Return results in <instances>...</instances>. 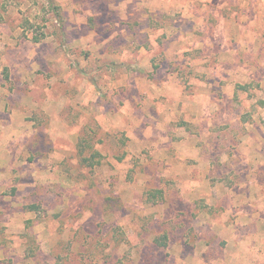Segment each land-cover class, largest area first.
I'll return each mask as SVG.
<instances>
[{
	"label": "rangeland",
	"instance_id": "1",
	"mask_svg": "<svg viewBox=\"0 0 264 264\" xmlns=\"http://www.w3.org/2000/svg\"><path fill=\"white\" fill-rule=\"evenodd\" d=\"M259 100L264 0H0V264H264Z\"/></svg>",
	"mask_w": 264,
	"mask_h": 264
},
{
	"label": "trees",
	"instance_id": "2",
	"mask_svg": "<svg viewBox=\"0 0 264 264\" xmlns=\"http://www.w3.org/2000/svg\"><path fill=\"white\" fill-rule=\"evenodd\" d=\"M258 105L260 106V108L264 109V100H259ZM83 136H90V135L87 134L86 131L82 132V135L79 138V141L77 143V150H78L77 154H78V157H80V164L82 166H86L87 168L100 165L102 156L100 155V153L97 152V150L94 149V146L92 145L93 142L91 141L92 137L90 139V137L86 138ZM29 209L33 210L35 209V207L31 206ZM166 238L167 237L163 235L159 238L154 239L153 242L155 245L159 247H165Z\"/></svg>",
	"mask_w": 264,
	"mask_h": 264
}]
</instances>
